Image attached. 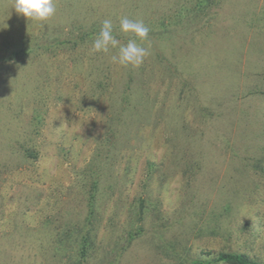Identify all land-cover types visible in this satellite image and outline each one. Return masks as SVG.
<instances>
[{
	"label": "rangeland",
	"instance_id": "1",
	"mask_svg": "<svg viewBox=\"0 0 264 264\" xmlns=\"http://www.w3.org/2000/svg\"><path fill=\"white\" fill-rule=\"evenodd\" d=\"M56 3L41 22L0 0V264L28 254L25 264H56L42 242L86 221L94 185L107 247L143 202L148 237L124 257L141 261L124 264H185L202 251L264 263V0ZM121 17L150 29L139 67L113 63L118 49L93 52L99 33L75 43L111 19L126 44ZM184 75L202 89L183 88Z\"/></svg>",
	"mask_w": 264,
	"mask_h": 264
},
{
	"label": "trees",
	"instance_id": "2",
	"mask_svg": "<svg viewBox=\"0 0 264 264\" xmlns=\"http://www.w3.org/2000/svg\"><path fill=\"white\" fill-rule=\"evenodd\" d=\"M100 27H102V25H98L96 27V30H85L83 31L81 34H79L80 36L78 37V39H76L77 41H75V43H83L86 40H88L89 38H92L93 36H95L96 33L100 32ZM65 43V41H63ZM26 51H18L19 54L24 53ZM3 59V58H1ZM0 59V60H1ZM254 63V61L252 62ZM190 73V72H187ZM191 74H188V77H190ZM132 79V75L129 77V80L131 81ZM185 79V75L183 76V78L181 79V82L184 83L182 84L183 88L187 87H196V85H199L200 90L202 89V84L200 81L197 80V78H195V76H192L190 78V81L184 80ZM102 82H100L101 84ZM101 87V86H100ZM180 105V104H179ZM200 106V105H199ZM196 106V107H199ZM178 107V105H177ZM180 108V107H179ZM183 109V107L181 108V110ZM165 114V113H164ZM39 116L36 115V117ZM181 119V120H180ZM188 118L187 116H185L184 114L181 117H178L177 119H175L176 121L178 120L180 121H186ZM179 122L174 123V126H168L169 129H173V136L171 138L172 143L174 142V144L178 145L177 141H180L177 137L178 135H181V132H178L177 126L179 124ZM33 124V123H32ZM31 124V125H32ZM123 127H125V123L123 122ZM189 125V123H187V126ZM36 126V124H35ZM123 129V128H122ZM162 130H166V127L163 126V128H161ZM120 131V129H119ZM200 134H196L197 135H203V138H205L204 136V132L200 131ZM194 136V137H195ZM175 138V139H174ZM199 139V137H197ZM192 139V138H191ZM189 137L187 139H185L184 141H189L191 140ZM196 139V138H194ZM176 148H178V146H176ZM199 149L198 155L200 156V154L202 153V151H204L205 147H198L196 143H194L193 145V149ZM22 153L24 155L25 158L27 157H37V152L36 150H33L32 147L29 146H25L22 147ZM166 149H171L173 150V146H168ZM180 150V149H179ZM179 150L177 151V153L179 152ZM194 157H197L196 154V150L194 151ZM186 153V152H185ZM184 157H182L181 159H183ZM197 162L198 159L196 158ZM182 163V162H181ZM151 165H155L156 162L153 163H149ZM235 165L238 164L236 162V160H234L233 162L228 163L227 165ZM175 166H178V162L175 163ZM255 166L257 167V165L255 164ZM153 168V167H152ZM126 169L128 170L129 167H126ZM126 169H124V172L127 174V172L125 171ZM228 172L231 171V166H228ZM262 170V176L264 178V166L261 168ZM129 171V170H128ZM96 182V181H94ZM98 183V182H96ZM95 184V183H94ZM96 189V186H93V191L91 190L90 192V202H89V213L87 215V217L85 218L86 221L84 220L81 225H71V224H67L66 226H68L70 229V231L68 232V230L56 233L58 228L55 230V232H52L54 234V237L51 240V246L49 247L48 244L42 242L43 244V248L46 252L48 251H52V255L50 256L52 259L53 257H55L56 259V264H124V261H141L140 256H137L138 254H135L133 257H126L124 259V257L127 255L126 253L129 251L130 247H132V245L134 244L135 241H142L144 240L146 237L145 235V213L146 210L143 206V202L140 203L139 206V210H135L134 207H132L130 209V211H128L129 213V220L127 225L123 228V230H120V232L114 236V241H116L115 243L113 242L112 244H109V246L107 247L108 243H110L108 241V239L104 236L102 232V229L104 227H106V223L105 220L101 219V222L98 224V226L95 227V221L93 222L94 216L96 211L94 210V199H95V192L94 190ZM195 207V206H194ZM196 210V208H195ZM167 221V220H166ZM161 225V230H163L165 227L171 228V224H166V225ZM170 225V226H169ZM105 230V229H104ZM103 230V232H104ZM102 234V235H100ZM106 242V243H105ZM169 248H171L174 254V251L177 253L180 252V248H178L179 246H176L175 243L172 244L170 243L168 245ZM43 250V251H44ZM201 255H205L204 258H194L192 256H185L184 259H182V261H184L185 264H218V263H224V264H264L262 262H260L257 259H254L252 257H250L248 254L246 253H242V252H232V251H221L219 253H217L215 256H213L214 254L211 251H202L200 253ZM26 256L23 260V262H21V264H25V262L27 263L28 260L30 259V255ZM1 256V255H0ZM175 256V255H174ZM9 260L5 261L4 264H10V257H8ZM54 259V260H55ZM35 264H40L35 262Z\"/></svg>",
	"mask_w": 264,
	"mask_h": 264
},
{
	"label": "clouds",
	"instance_id": "3",
	"mask_svg": "<svg viewBox=\"0 0 264 264\" xmlns=\"http://www.w3.org/2000/svg\"><path fill=\"white\" fill-rule=\"evenodd\" d=\"M16 12L33 21H47L56 14V0H14ZM114 25L111 19H105L99 34L92 43L93 52L109 53L111 49H118L111 56L113 63L124 67H139L149 55L147 48L137 41H145L150 29L142 20H133L128 17L120 18V31L130 33L132 37L123 44L113 35Z\"/></svg>",
	"mask_w": 264,
	"mask_h": 264
}]
</instances>
